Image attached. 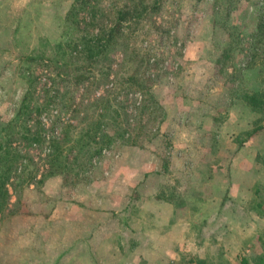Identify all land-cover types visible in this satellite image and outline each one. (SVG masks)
Segmentation results:
<instances>
[{"label":"rangeland","instance_id":"374dc122","mask_svg":"<svg viewBox=\"0 0 264 264\" xmlns=\"http://www.w3.org/2000/svg\"><path fill=\"white\" fill-rule=\"evenodd\" d=\"M72 1L0 0V130L25 92L19 65L53 56ZM175 1L162 18L176 45L151 42L161 74L153 92L164 108L157 134L115 143L79 183L45 177L23 187L19 202L9 186L0 264H253L264 256V107L243 98L264 89L262 44L252 34L264 0L241 2L230 27L212 25L211 0Z\"/></svg>","mask_w":264,"mask_h":264},{"label":"trees","instance_id":"16d2710c","mask_svg":"<svg viewBox=\"0 0 264 264\" xmlns=\"http://www.w3.org/2000/svg\"><path fill=\"white\" fill-rule=\"evenodd\" d=\"M211 1L212 25L219 20L230 27L232 11L248 0ZM178 3L108 0L102 6L101 0L72 1L62 19L61 40L51 47L53 56L36 54L19 65L25 92L16 113L0 130V211L9 186L19 202L23 187L45 177L59 175L64 183H79L115 143L139 145L157 134L164 108L153 92L161 74L151 42L161 47L171 39L176 45L177 38L162 17L165 11L172 16ZM256 22L252 34L262 46H256L260 52H253L254 57L264 54V2ZM227 55L228 50L222 51L217 63L223 65ZM101 86L103 93L91 97ZM243 98L252 110L264 107L263 88ZM39 164L44 173L37 179ZM240 264H249L248 259L242 258ZM253 264H264V256Z\"/></svg>","mask_w":264,"mask_h":264},{"label":"crops","instance_id":"0c3cea01","mask_svg":"<svg viewBox=\"0 0 264 264\" xmlns=\"http://www.w3.org/2000/svg\"><path fill=\"white\" fill-rule=\"evenodd\" d=\"M6 264H10V262L8 261Z\"/></svg>","mask_w":264,"mask_h":264}]
</instances>
